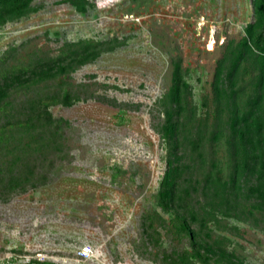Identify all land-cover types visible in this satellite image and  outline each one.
<instances>
[{
    "label": "rangeland",
    "instance_id": "1",
    "mask_svg": "<svg viewBox=\"0 0 264 264\" xmlns=\"http://www.w3.org/2000/svg\"><path fill=\"white\" fill-rule=\"evenodd\" d=\"M33 4L28 15L0 24V74L66 43L89 40L102 48L72 72V103L50 107L66 121L58 149L49 137L44 145L18 125L6 126L0 165L26 174L12 160L29 163L34 184L22 190L0 182V264L57 253L69 264H179L189 239L157 198L168 151L157 130L164 120L158 100L179 63L194 101L212 106L216 66L253 21L252 0H90L85 11L73 0ZM220 145L217 157L227 171L226 144ZM212 225L241 264H264L259 211Z\"/></svg>",
    "mask_w": 264,
    "mask_h": 264
},
{
    "label": "trees",
    "instance_id": "2",
    "mask_svg": "<svg viewBox=\"0 0 264 264\" xmlns=\"http://www.w3.org/2000/svg\"><path fill=\"white\" fill-rule=\"evenodd\" d=\"M33 2L0 0V24L28 15L37 9ZM73 2L80 11L90 4V0ZM252 3L253 21L241 39L227 44L216 66L212 106L194 101L179 63L172 86L158 100L164 120L157 130L168 151L157 198L188 236L190 248L179 255V264L214 258L224 264H241L225 241L214 235L212 224H218L221 217L222 221L248 220L255 211L264 215V0ZM98 44L89 40L66 43L52 54L38 55L30 63L1 73L0 115L6 123L0 126V140L6 126L18 125L24 136L58 149L57 139L66 121L54 117L50 107L72 103V72L97 56L102 48ZM21 92L26 93L24 98L19 97ZM221 142L226 144L227 171L217 157ZM12 162L26 174H14L0 165V182L22 190L34 184L30 164Z\"/></svg>",
    "mask_w": 264,
    "mask_h": 264
},
{
    "label": "built area",
    "instance_id": "3",
    "mask_svg": "<svg viewBox=\"0 0 264 264\" xmlns=\"http://www.w3.org/2000/svg\"><path fill=\"white\" fill-rule=\"evenodd\" d=\"M88 253L89 251L87 249L80 251V254L84 256H87ZM37 260H34L30 256L20 257L19 259H11V257H8V259H5V262L3 264H40L39 262H42L43 258L40 257Z\"/></svg>",
    "mask_w": 264,
    "mask_h": 264
},
{
    "label": "crops",
    "instance_id": "4",
    "mask_svg": "<svg viewBox=\"0 0 264 264\" xmlns=\"http://www.w3.org/2000/svg\"><path fill=\"white\" fill-rule=\"evenodd\" d=\"M40 257L43 258L42 262H51L53 264H69L68 261H72L71 258L62 256L58 253L56 255H49V256L48 255L44 256L43 254H40L38 258H36V260L39 259ZM71 264H75V262H72Z\"/></svg>",
    "mask_w": 264,
    "mask_h": 264
},
{
    "label": "bare ground",
    "instance_id": "5",
    "mask_svg": "<svg viewBox=\"0 0 264 264\" xmlns=\"http://www.w3.org/2000/svg\"><path fill=\"white\" fill-rule=\"evenodd\" d=\"M212 38L214 39V35H212Z\"/></svg>",
    "mask_w": 264,
    "mask_h": 264
}]
</instances>
